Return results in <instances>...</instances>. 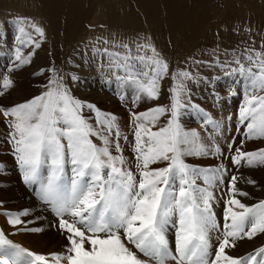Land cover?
I'll list each match as a JSON object with an SVG mask.
<instances>
[{
  "label": "rangeland",
  "instance_id": "rangeland-1",
  "mask_svg": "<svg viewBox=\"0 0 264 264\" xmlns=\"http://www.w3.org/2000/svg\"><path fill=\"white\" fill-rule=\"evenodd\" d=\"M0 250L264 264V0H0Z\"/></svg>",
  "mask_w": 264,
  "mask_h": 264
},
{
  "label": "bare ground",
  "instance_id": "bare-ground-1",
  "mask_svg": "<svg viewBox=\"0 0 264 264\" xmlns=\"http://www.w3.org/2000/svg\"><path fill=\"white\" fill-rule=\"evenodd\" d=\"M7 223V222H6ZM4 227V226H3ZM7 228V227H6ZM6 228H4V229H6ZM32 241L35 243V240L34 239H32V240H30V242L29 243H27V242H25V241H23L22 239H20V238H18V237H14V240H13V243L14 244H18L20 247H22V248H24V249H27V251L29 252V254H30V251H32V249H31V244H33L32 243ZM31 245V246H30ZM12 247V246H11ZM17 247L15 246V249H16ZM20 249V248H19ZM2 253L4 252V251H6V250H0ZM21 251H23V250H21ZM33 251H35V250H33ZM18 252V251H17ZM19 253H21V252H19ZM17 254V256H19L20 254ZM36 254V253H35ZM41 254V253H40ZM32 255V254H31ZM21 256V255H20ZM29 256V255H28ZM24 257V256H23ZM20 258V257H19ZM37 258H39V259H41L40 257H37ZM37 258H35L34 256L33 257H31V259H29V260H27V262H29V263H31V264H38L39 263V261L37 260ZM18 259V258H17ZM20 259H22V261L21 262H23V261H25L24 259H26V258H20ZM19 259V260H20ZM19 262V261H18ZM20 262V263H21ZM46 264V263H45ZM60 264V263H59Z\"/></svg>",
  "mask_w": 264,
  "mask_h": 264
}]
</instances>
